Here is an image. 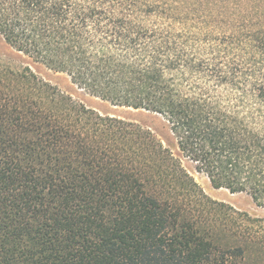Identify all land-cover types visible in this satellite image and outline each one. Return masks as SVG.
Instances as JSON below:
<instances>
[{
	"label": "trees",
	"instance_id": "16d2710c",
	"mask_svg": "<svg viewBox=\"0 0 264 264\" xmlns=\"http://www.w3.org/2000/svg\"><path fill=\"white\" fill-rule=\"evenodd\" d=\"M174 15L143 0H0L6 46L169 134L0 65V264H241L259 240L264 219L209 198L186 165L264 205V20L209 43L155 22Z\"/></svg>",
	"mask_w": 264,
	"mask_h": 264
},
{
	"label": "rangeland",
	"instance_id": "374dc122",
	"mask_svg": "<svg viewBox=\"0 0 264 264\" xmlns=\"http://www.w3.org/2000/svg\"><path fill=\"white\" fill-rule=\"evenodd\" d=\"M160 11H171L175 17L171 22L158 20L157 23L172 24L179 33L189 37H207L209 43L230 42L245 36L246 27L264 20V0H143ZM166 18L167 16H163ZM154 21V20H153ZM184 24V30L182 25ZM187 29V30H186ZM0 65L12 70L29 66L44 81L55 86L60 92L70 96L76 103L83 104L100 115L118 117L150 129L166 145L169 134L164 122L158 116L146 112L112 106L110 103L92 97L77 89L69 77L55 73L43 66L28 61L0 40ZM171 141V140H170ZM173 147V146H172ZM196 182L204 193L214 201L225 203L239 212L264 219V205L257 206L246 193L230 194L225 189L212 188L209 180L197 174L192 165L187 164ZM263 226V227H262ZM254 228L257 240L248 245L241 264H264V224Z\"/></svg>",
	"mask_w": 264,
	"mask_h": 264
}]
</instances>
